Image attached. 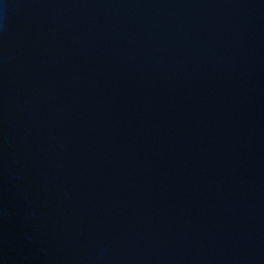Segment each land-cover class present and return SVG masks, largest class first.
I'll list each match as a JSON object with an SVG mask.
<instances>
[{"label": "water", "instance_id": "obj_1", "mask_svg": "<svg viewBox=\"0 0 264 264\" xmlns=\"http://www.w3.org/2000/svg\"><path fill=\"white\" fill-rule=\"evenodd\" d=\"M0 264H264V0H0Z\"/></svg>", "mask_w": 264, "mask_h": 264}]
</instances>
